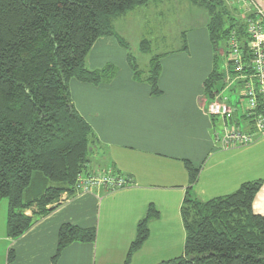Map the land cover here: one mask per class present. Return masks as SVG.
<instances>
[{"label": "trees", "instance_id": "obj_1", "mask_svg": "<svg viewBox=\"0 0 264 264\" xmlns=\"http://www.w3.org/2000/svg\"><path fill=\"white\" fill-rule=\"evenodd\" d=\"M150 1L0 0V204L7 199V235L11 239L19 238L55 210L63 196L70 198L78 193L76 184L80 175L89 174L92 152L99 143L73 103L70 82L76 79L100 85L116 76L118 69L110 63L91 69L88 54L105 36L116 37L129 48L113 21ZM190 1L208 13L207 27L214 50L219 42H225L226 64L231 31L237 30L243 47L247 43L246 19L241 16L244 10L233 15L225 0ZM237 1L243 5L242 0ZM183 45L188 48L185 40ZM140 48L150 52V41L143 39ZM161 57L152 56L148 69L143 71L131 51L128 55L134 78L151 85L155 96L162 92L158 85ZM236 81L228 85L225 65H218L216 55L204 82L205 94L210 102L226 96L233 117L234 101L226 91L234 93L240 103V84ZM185 163L193 185L198 169ZM262 184L263 180L247 182L230 194L206 201L188 190L181 206L186 231L184 253L157 264H264V216L253 210V200ZM158 215L151 204L137 225L123 264H130L147 241L149 222ZM96 236L94 227L63 224L52 264L70 244L95 242ZM14 257L15 252L10 250L9 262Z\"/></svg>", "mask_w": 264, "mask_h": 264}, {"label": "crops", "instance_id": "obj_2", "mask_svg": "<svg viewBox=\"0 0 264 264\" xmlns=\"http://www.w3.org/2000/svg\"><path fill=\"white\" fill-rule=\"evenodd\" d=\"M257 2L264 11V0ZM186 42L187 49L181 44L161 53L158 96L151 94V85L134 78L129 52L113 36L95 42L88 66L96 69L110 63L118 71L110 82L100 85L70 82L73 103L98 138L88 167L111 170L130 184L113 192L95 189L63 196L55 210L17 239L7 235V216L3 227L1 219L0 264H52L65 223L94 227L97 236L95 242L67 246L56 264H123L137 225L151 204L159 215L149 222V237L130 264H157L179 257L186 239L181 206L188 190L206 201L230 194L244 183L263 180L253 210L264 216V136L232 149H222L215 142L222 124L208 114L204 82L217 54L205 28ZM233 106L237 120L246 122L237 99ZM186 161L198 169L193 185ZM10 250L15 252L11 262Z\"/></svg>", "mask_w": 264, "mask_h": 264}, {"label": "built area", "instance_id": "obj_3", "mask_svg": "<svg viewBox=\"0 0 264 264\" xmlns=\"http://www.w3.org/2000/svg\"><path fill=\"white\" fill-rule=\"evenodd\" d=\"M242 2L244 12L241 16L246 19L247 43L243 47L237 30L231 31L227 40L225 73L230 81L228 85L239 81L240 109L247 121L242 124L233 117V108L226 96L209 103L208 114L222 120L221 130L215 132V142L222 149L250 145L259 136H264V11L257 0ZM129 184V179L111 170H92L89 174L80 175L76 188L78 193L93 192L95 189L113 192Z\"/></svg>", "mask_w": 264, "mask_h": 264}, {"label": "rangeland", "instance_id": "obj_4", "mask_svg": "<svg viewBox=\"0 0 264 264\" xmlns=\"http://www.w3.org/2000/svg\"><path fill=\"white\" fill-rule=\"evenodd\" d=\"M225 2L229 6V12L233 15L236 11L243 10V6L237 0H225ZM116 22L117 25H115ZM207 24L208 13L205 8L193 4L190 0H151L148 4L120 16L114 22L116 31L126 43L128 42L129 48L126 49L116 37L113 38L117 40L119 47L128 52L131 51L140 69L147 70L152 56L177 49L183 44L184 40L190 41L193 34L199 32L201 28L209 30ZM198 37L201 38V35H198ZM143 39L150 41V52L138 51ZM218 45L217 51L214 48L213 50L217 54L218 65L222 66L224 63L225 42L221 41ZM226 94L230 96L231 101L237 99V96L230 90L226 91ZM215 100L220 101L221 99L215 98ZM217 120L219 121L218 125H221V119L217 118ZM7 204V199H3L0 207L2 227L7 216Z\"/></svg>", "mask_w": 264, "mask_h": 264}, {"label": "bare ground", "instance_id": "obj_5", "mask_svg": "<svg viewBox=\"0 0 264 264\" xmlns=\"http://www.w3.org/2000/svg\"><path fill=\"white\" fill-rule=\"evenodd\" d=\"M240 99V98H239Z\"/></svg>", "mask_w": 264, "mask_h": 264}]
</instances>
